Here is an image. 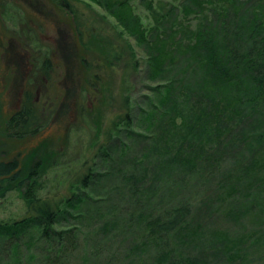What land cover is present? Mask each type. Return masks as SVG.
<instances>
[{
  "label": "trees",
  "instance_id": "16d2710c",
  "mask_svg": "<svg viewBox=\"0 0 264 264\" xmlns=\"http://www.w3.org/2000/svg\"><path fill=\"white\" fill-rule=\"evenodd\" d=\"M54 1L86 49L69 135L87 131L89 156L75 184L45 195L72 137L39 146L32 164L0 159V205L17 190L28 210L0 223V264H264V0H139L151 27L137 0ZM80 4L112 30L86 27ZM27 106L16 137L40 129Z\"/></svg>",
  "mask_w": 264,
  "mask_h": 264
},
{
  "label": "rangeland",
  "instance_id": "374dc122",
  "mask_svg": "<svg viewBox=\"0 0 264 264\" xmlns=\"http://www.w3.org/2000/svg\"><path fill=\"white\" fill-rule=\"evenodd\" d=\"M157 1L163 0H156V4ZM79 6L86 13L82 20L86 27L95 21L105 32L112 30L108 23L112 24L113 20H103V12L95 4L92 9ZM134 10L144 26H153L150 13L139 0L134 3ZM85 50L73 18L54 0H0V159L18 157L23 165L32 164L27 158L39 146L52 142L63 148L72 137L65 165L42 176L41 195L69 189L78 181L76 175L89 156L82 155L89 138L87 131L77 129L69 135L80 114ZM47 60L53 65L45 72ZM144 82L141 75L130 79L135 99L143 93ZM25 103L27 108L36 109L35 119L40 122V129L34 135L16 137L10 131L11 122ZM119 138L124 139L122 135ZM20 192L13 190L7 194L0 205V223L16 222L26 216L28 210ZM197 194V207L204 220L213 194L209 189Z\"/></svg>",
  "mask_w": 264,
  "mask_h": 264
}]
</instances>
